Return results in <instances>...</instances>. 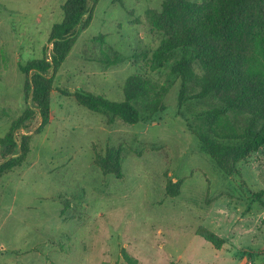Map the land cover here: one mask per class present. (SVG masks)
I'll list each match as a JSON object with an SVG mask.
<instances>
[{
	"label": "rangeland",
	"instance_id": "rangeland-1",
	"mask_svg": "<svg viewBox=\"0 0 264 264\" xmlns=\"http://www.w3.org/2000/svg\"><path fill=\"white\" fill-rule=\"evenodd\" d=\"M64 2L0 0V138L33 108L21 68L42 57ZM162 2L98 0L79 29L53 77L49 123L38 132L35 113L17 134L31 136L26 160L0 176V264H131L122 251L135 264H264V206L254 196L264 191V147L237 164L241 178L225 177L200 149L208 105L198 87L189 83L179 105L180 79L169 65L153 68L164 35L149 17ZM135 72L162 94L139 123L107 125L75 102L78 90L122 102ZM117 145L121 178L94 163ZM168 180H182L176 197L166 195ZM199 227L223 240L219 250L196 235Z\"/></svg>",
	"mask_w": 264,
	"mask_h": 264
},
{
	"label": "trees",
	"instance_id": "trees-1",
	"mask_svg": "<svg viewBox=\"0 0 264 264\" xmlns=\"http://www.w3.org/2000/svg\"><path fill=\"white\" fill-rule=\"evenodd\" d=\"M98 0H65L62 20L51 27L40 59L21 68L24 91L33 108L25 110L0 138V176L19 167L30 151L31 136L18 132L39 116L38 132L49 123L53 77L70 53L79 29L86 28ZM205 7L189 0H163L159 13H150L153 26L164 35L153 52V68L169 65L180 79L179 105L189 83L198 87L196 98L208 108L199 114L200 149L227 178L240 177L237 164L264 147V0H207ZM233 36L236 43L221 44ZM50 46V50L49 47ZM144 73L131 74L122 87L124 100L113 102L100 95L76 91L78 106L105 117L106 124L120 121L135 125L141 110L152 114L162 94L153 92ZM120 145L107 147L94 163L104 175L122 177ZM182 180H168L166 195L176 197ZM264 191L254 194L264 206ZM264 226V218L262 219ZM196 235L219 250L224 243L210 230L199 227ZM122 257L135 264L124 251Z\"/></svg>",
	"mask_w": 264,
	"mask_h": 264
}]
</instances>
